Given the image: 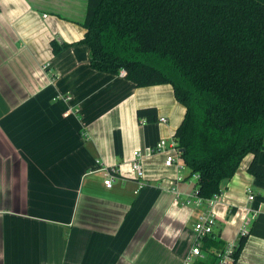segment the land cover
I'll return each mask as SVG.
<instances>
[{
  "label": "crops",
  "instance_id": "0c3cea01",
  "mask_svg": "<svg viewBox=\"0 0 264 264\" xmlns=\"http://www.w3.org/2000/svg\"><path fill=\"white\" fill-rule=\"evenodd\" d=\"M87 6L0 0V264H183L195 242L180 240L202 208L176 198L177 170L155 147L175 137L186 107L170 83L137 86L91 65L90 47L76 44ZM53 41L69 45L54 52ZM146 107L158 120L138 117ZM251 159L222 183L216 233L238 241L250 220L238 263L264 264V180ZM102 169L117 171L112 187Z\"/></svg>",
  "mask_w": 264,
  "mask_h": 264
},
{
  "label": "trees",
  "instance_id": "16d2710c",
  "mask_svg": "<svg viewBox=\"0 0 264 264\" xmlns=\"http://www.w3.org/2000/svg\"><path fill=\"white\" fill-rule=\"evenodd\" d=\"M84 27L76 44L90 47L95 69L173 85L186 107L175 138L202 197L221 193L249 154V173L264 180V0H88ZM137 115L158 120L156 107ZM247 239L224 264H239ZM225 248L217 233L206 236L194 264H217Z\"/></svg>",
  "mask_w": 264,
  "mask_h": 264
},
{
  "label": "built area",
  "instance_id": "2783aa9c",
  "mask_svg": "<svg viewBox=\"0 0 264 264\" xmlns=\"http://www.w3.org/2000/svg\"><path fill=\"white\" fill-rule=\"evenodd\" d=\"M122 75H125L126 72L124 69L120 71ZM166 121L165 118L162 119ZM155 151L167 153L166 165L168 167H175L177 170V177L174 182V185L171 187V190L175 193L176 198L179 199L183 194H185V203L193 204L198 209L202 208L197 215V221L194 225V230L196 233V241L192 247L189 254L186 256L183 264H194L195 261L199 258L204 257L202 250L203 239L206 236L214 235L216 233L217 225V215L215 207L219 200L222 197V192L215 194L211 198H204L199 194L198 190V181L200 180V175L198 173H191L190 177H186L184 171L188 169L186 162L182 156V150L180 148L179 142L174 137L172 140L161 139L156 147ZM131 169L135 175L139 178L144 177V169L142 164V154L140 151H136L134 158L131 162ZM105 172V185L107 187H112L117 171L115 169H102ZM191 180L197 181L196 187L190 192H184L181 190V183ZM254 195L250 196V199H253ZM251 221H247L240 229V237L249 233V225ZM238 241L230 242L226 245L224 251L218 252V262L217 264H224L227 262H232L234 259L235 250L238 247Z\"/></svg>",
  "mask_w": 264,
  "mask_h": 264
},
{
  "label": "rangeland",
  "instance_id": "374dc122",
  "mask_svg": "<svg viewBox=\"0 0 264 264\" xmlns=\"http://www.w3.org/2000/svg\"><path fill=\"white\" fill-rule=\"evenodd\" d=\"M197 221V217L196 220L194 218V223H192V227H194V224ZM196 241V233H193V231L191 230H187L185 231L184 235L182 236V239L180 240L179 243V247L183 248V247H188L189 245H192L194 242Z\"/></svg>",
  "mask_w": 264,
  "mask_h": 264
}]
</instances>
